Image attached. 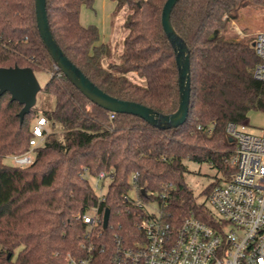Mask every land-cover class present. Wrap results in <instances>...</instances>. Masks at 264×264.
I'll use <instances>...</instances> for the list:
<instances>
[{
    "label": "trees",
    "instance_id": "obj_1",
    "mask_svg": "<svg viewBox=\"0 0 264 264\" xmlns=\"http://www.w3.org/2000/svg\"><path fill=\"white\" fill-rule=\"evenodd\" d=\"M113 1L115 13L130 11L119 63L103 65L99 28L81 23L82 9H93L95 0H47L55 40L105 93L174 114L180 88L175 51L162 26L167 0ZM247 7L264 10V0H180L175 6L171 23L190 51V112L179 128L158 129L129 114L111 118L56 69L38 29L36 0H0V68L48 72L42 92L56 101L51 110L33 108L22 122L23 106L9 93L0 97V264H66L68 255H83L88 225L81 217L93 208L101 216L111 212L108 228H97L105 236L100 241L117 236L133 245L143 238L145 216L144 206L126 199L133 190L144 204L156 202L166 222L179 225L193 213L212 224L206 198L235 172L236 144L227 125L248 127L251 112L264 114V82L253 75L260 63L254 37L228 35ZM39 117L48 127L34 163L6 164L30 150L32 121ZM187 161L208 163L221 174L201 193L203 202L186 182ZM110 171L114 178L102 201L89 177Z\"/></svg>",
    "mask_w": 264,
    "mask_h": 264
},
{
    "label": "built area",
    "instance_id": "obj_2",
    "mask_svg": "<svg viewBox=\"0 0 264 264\" xmlns=\"http://www.w3.org/2000/svg\"><path fill=\"white\" fill-rule=\"evenodd\" d=\"M239 34L243 35L241 31ZM253 37L260 59L253 75L264 82V32ZM47 127L45 117L36 119L30 150L8 157L10 165L26 168L34 163L35 150L44 144ZM212 131L213 127L208 129L209 134ZM226 131L236 144L230 162L235 172L228 181L216 185L206 198L212 224L193 213L179 225L166 222L159 205L144 204L135 190L136 198L129 194L126 199L144 206L145 216L140 221L143 238L133 245H126L117 236L112 242L100 241L105 236L97 228L105 230L104 215L93 208L81 217L88 225L83 255H68L66 264H264V130L252 134L247 126L230 122ZM138 177L137 173L132 180ZM96 178V187L102 192L99 196L104 201L108 190L107 187L103 191L105 181L110 184L114 173L101 172ZM155 203L156 211L152 206Z\"/></svg>",
    "mask_w": 264,
    "mask_h": 264
},
{
    "label": "water",
    "instance_id": "obj_3",
    "mask_svg": "<svg viewBox=\"0 0 264 264\" xmlns=\"http://www.w3.org/2000/svg\"><path fill=\"white\" fill-rule=\"evenodd\" d=\"M179 1L167 0L162 12L163 30L174 48L179 72L180 105L177 112L171 115H163L141 104L112 97L87 78L65 55L55 40L49 24L47 0H36L37 25L42 41L57 67L90 102L111 113L139 117L158 129L179 128L188 120L191 101L190 51L171 23L173 9ZM42 89L43 87L31 68H0V97L9 93L12 101H16L23 106L19 115L22 122L36 107L37 96ZM143 193H145L144 190ZM110 213L109 209L105 211L104 229L108 228Z\"/></svg>",
    "mask_w": 264,
    "mask_h": 264
},
{
    "label": "rangeland",
    "instance_id": "obj_4",
    "mask_svg": "<svg viewBox=\"0 0 264 264\" xmlns=\"http://www.w3.org/2000/svg\"><path fill=\"white\" fill-rule=\"evenodd\" d=\"M116 3L113 0H95L94 8L87 9L90 21L92 19L93 25H96L100 31V44L105 45L106 57L103 62L105 67L113 63H119L121 61V54L123 52V42L127 35V31L124 28L127 16L130 14L128 8L123 9L120 13H115ZM239 31L243 35L239 34ZM258 32H264V10H260L254 7H247L242 10L241 17L238 21L231 24V28L228 32L229 37H238L239 39L246 37H253ZM134 77V74L130 75ZM36 77L42 87L50 79V74L45 71L36 72ZM55 98L47 95L44 92H39L37 96L36 107L40 111L51 110L55 107ZM35 120L32 121L34 125ZM248 130L252 134H259L264 130V114L259 112L250 113V124ZM5 163L10 165V160L6 159ZM186 165L189 172L186 175V182L189 187L198 196V202H203L205 198L201 196V193L208 188L213 182L221 178L219 174L208 163L198 164L192 161H187ZM91 184L95 191L100 195L102 192L100 188L96 187L98 182L97 178L89 177ZM109 185L108 181H105L106 192ZM132 199L136 198V192L133 190L130 193ZM158 209L157 204L152 205ZM151 209V208H150Z\"/></svg>",
    "mask_w": 264,
    "mask_h": 264
},
{
    "label": "crops",
    "instance_id": "obj_5",
    "mask_svg": "<svg viewBox=\"0 0 264 264\" xmlns=\"http://www.w3.org/2000/svg\"><path fill=\"white\" fill-rule=\"evenodd\" d=\"M87 9L88 8H83L82 9V13H81V23L84 25V26H89V25H93V21H92V19H91V21H90V18H91V16L89 17V15H88V12H87Z\"/></svg>",
    "mask_w": 264,
    "mask_h": 264
}]
</instances>
